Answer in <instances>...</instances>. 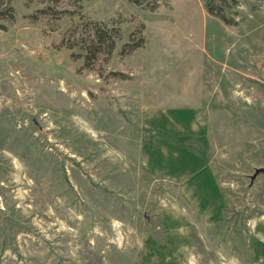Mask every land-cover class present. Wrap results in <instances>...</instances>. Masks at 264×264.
I'll use <instances>...</instances> for the list:
<instances>
[{"label": "rangeland", "instance_id": "374dc122", "mask_svg": "<svg viewBox=\"0 0 264 264\" xmlns=\"http://www.w3.org/2000/svg\"><path fill=\"white\" fill-rule=\"evenodd\" d=\"M205 2H83L122 29L94 68L78 16L0 18V264H264V0Z\"/></svg>", "mask_w": 264, "mask_h": 264}, {"label": "trees", "instance_id": "16d2710c", "mask_svg": "<svg viewBox=\"0 0 264 264\" xmlns=\"http://www.w3.org/2000/svg\"><path fill=\"white\" fill-rule=\"evenodd\" d=\"M15 0H0V18L14 20L16 17V7L13 4ZM87 0H68V3L76 6L61 7L60 4L65 0H41L42 7L37 8L29 15L32 20L36 21L41 17L55 16L64 18L66 14L78 16L81 24L75 28L71 27L64 37L68 48L78 49L80 56L84 58V64L88 68H94L102 56H111L117 42L121 39L122 29L114 23L92 20L86 18L83 11V2ZM135 5L150 11L157 10L166 0H129ZM237 3V0H206L205 6L207 11L220 18L227 25H236L237 21L229 15L230 8ZM145 41V37L137 41L129 40L126 42L121 52H131L140 47Z\"/></svg>", "mask_w": 264, "mask_h": 264}, {"label": "crops", "instance_id": "0c3cea01", "mask_svg": "<svg viewBox=\"0 0 264 264\" xmlns=\"http://www.w3.org/2000/svg\"><path fill=\"white\" fill-rule=\"evenodd\" d=\"M210 180L212 181V193H217V190H218V193H225L224 190L222 189L220 180H219L216 172L212 173V175H210ZM219 190H220V192H219ZM174 206L177 207L178 205L174 203ZM163 218H165V217L163 216ZM186 221L187 220L185 219V222ZM188 225L190 226V221L189 220H188V223H185V225H184V233L186 235V238L188 237V234H189L187 229L189 230V228H190V227H188ZM187 246H188V242L186 240V243H185L184 247L187 248Z\"/></svg>", "mask_w": 264, "mask_h": 264}, {"label": "water", "instance_id": "95a60500", "mask_svg": "<svg viewBox=\"0 0 264 264\" xmlns=\"http://www.w3.org/2000/svg\"><path fill=\"white\" fill-rule=\"evenodd\" d=\"M260 173H264V167H260L255 170V173L252 175V180H254Z\"/></svg>", "mask_w": 264, "mask_h": 264}, {"label": "bare ground", "instance_id": "6f19581e", "mask_svg": "<svg viewBox=\"0 0 264 264\" xmlns=\"http://www.w3.org/2000/svg\"><path fill=\"white\" fill-rule=\"evenodd\" d=\"M93 135H96V133H93ZM120 239H122V237H120Z\"/></svg>", "mask_w": 264, "mask_h": 264}]
</instances>
